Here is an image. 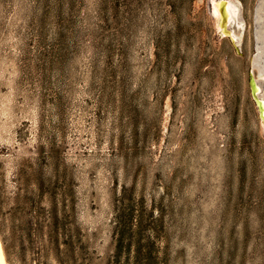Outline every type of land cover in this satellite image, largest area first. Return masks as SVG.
<instances>
[{
	"label": "rangeland",
	"instance_id": "obj_1",
	"mask_svg": "<svg viewBox=\"0 0 264 264\" xmlns=\"http://www.w3.org/2000/svg\"><path fill=\"white\" fill-rule=\"evenodd\" d=\"M211 1L0 0L2 264H264V0Z\"/></svg>",
	"mask_w": 264,
	"mask_h": 264
},
{
	"label": "bare ground",
	"instance_id": "obj_2",
	"mask_svg": "<svg viewBox=\"0 0 264 264\" xmlns=\"http://www.w3.org/2000/svg\"><path fill=\"white\" fill-rule=\"evenodd\" d=\"M211 12L215 17L217 31L223 36L229 35L232 38H236L234 28L242 27L238 19L239 6L233 0H212L211 1ZM250 88L254 91V101L257 106L259 118L261 123L264 125V95L262 89L253 78L250 83ZM0 264H2L0 259Z\"/></svg>",
	"mask_w": 264,
	"mask_h": 264
},
{
	"label": "water",
	"instance_id": "obj_3",
	"mask_svg": "<svg viewBox=\"0 0 264 264\" xmlns=\"http://www.w3.org/2000/svg\"><path fill=\"white\" fill-rule=\"evenodd\" d=\"M222 37H225V36H222ZM226 37H229V36H226ZM251 82H252V80H251ZM251 96H252L253 99H255V97H254V91L252 89H251Z\"/></svg>",
	"mask_w": 264,
	"mask_h": 264
}]
</instances>
